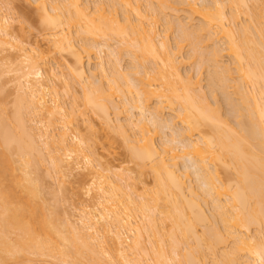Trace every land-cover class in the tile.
<instances>
[{"label":"bare ground","instance_id":"6f19581e","mask_svg":"<svg viewBox=\"0 0 264 264\" xmlns=\"http://www.w3.org/2000/svg\"><path fill=\"white\" fill-rule=\"evenodd\" d=\"M92 1L35 0L45 24L42 27H48L44 38L48 51L41 48L38 39L32 43L18 38L13 18L7 15L9 10L0 16V47L4 50V45H11L19 62L28 61L29 67L22 75L25 84L21 83L23 94L17 96L18 104L15 102L18 106L11 117L9 113L2 115L5 108L0 113V264L33 263V255L72 264H210L209 252L217 264H264V0H182L187 12L191 11L187 13L183 7L184 14L198 16L197 21L187 17L189 23L166 17L171 8L179 13L177 5L174 9L168 0H100L94 7ZM160 19L167 24L166 31L178 32L176 45L170 43L169 32L168 37L162 36L165 32L161 34L158 28ZM184 46L191 47L188 57L182 55ZM53 49L72 57L64 66L68 72L61 69L59 73L57 66H48V76L43 77L41 61L48 65L46 53L51 50L48 55L52 54ZM93 52L101 59L97 62L100 75L97 69L85 66L86 57L88 64L93 60ZM123 55L134 63L130 70L125 68L128 71L121 69ZM189 57L197 59V71L200 65L204 67L198 76L190 70L183 73V58ZM224 57L230 58L232 66L225 65ZM205 68L210 96L203 93ZM69 72L80 81H68ZM58 82L67 91L65 95L75 91L74 97L78 92L74 83L81 82L82 104L78 105L83 109L79 113L72 111L77 101L67 110ZM219 89L233 105L226 116L233 114L234 121L221 112L224 103L216 101ZM209 97L216 99L212 100L216 106ZM24 102L26 112L22 111ZM77 106L73 109L78 110ZM90 108L104 120V132L123 138L139 167L138 174L150 168L152 187L139 175L137 180L133 178L129 168L122 167L117 173L97 159L90 140L101 131L90 118L86 130H90L89 136L90 132L94 135L91 139L75 122L78 114L83 119ZM112 108L119 116L124 108L138 110L140 116L136 121L131 115L127 122L116 123ZM165 109L170 111L167 117ZM36 116L45 124L39 133L37 126L33 133V125H27ZM56 123L62 126L58 139L56 130L49 129ZM166 127L174 137L172 134L157 143L160 128ZM70 131L77 141L68 142ZM75 153L76 164L70 165ZM40 154L45 160L50 158L55 176L58 173L56 177L62 179L59 183L65 175L82 169L97 179L88 190L89 194L94 192L95 202L82 207L81 224L74 222L70 213L60 217L57 210H47L45 201H40L41 179L33 177ZM179 159L188 165L182 163L183 167ZM64 167L70 172L65 174ZM191 174L200 182L199 187L193 184ZM207 211L214 221L209 218L210 225L207 222L205 229H199ZM223 244L230 249L224 246L222 253L219 246Z\"/></svg>","mask_w":264,"mask_h":264},{"label":"rangeland","instance_id":"374dc122","mask_svg":"<svg viewBox=\"0 0 264 264\" xmlns=\"http://www.w3.org/2000/svg\"><path fill=\"white\" fill-rule=\"evenodd\" d=\"M98 1L100 2V0H93L92 1V6H93V4L94 5H96L97 3H98ZM105 1V0H104ZM107 1V0H106ZM169 1V2H168ZM167 2L169 3V5H172L173 4V6H174V9H176L177 7H178V9L177 10H179V13H181L182 12V10L184 9V10H186V12H187V9L188 8H185V7H188L187 5L184 7V5H182V0H179V1H181V2H179L178 0H168ZM178 1V2H177ZM197 1H199V0H197ZM94 2H97L96 4L94 3ZM144 2H145V0H144ZM174 2V3H173ZM175 2H177V3H175ZM200 2V1H199ZM198 2V3H199ZM201 2H202V0H201ZM200 2V3H201ZM146 3V2H145ZM144 3V4H145ZM167 3V4H168ZM171 3V4H170ZM181 3V5L179 6L178 4H180ZM175 4L177 5L176 6V8H175ZM186 4V3H185ZM106 5H107V2H106ZM105 5V6H106ZM12 8H11V7ZM108 6L109 5H107L106 7L108 8ZM145 6V5H144ZM168 6V5H167ZM7 7V8H6ZM8 7H10L11 8V10H10V8H8ZM94 7V6H93ZM170 7H172V6H169V8ZM180 7V8H179ZM184 7V8H183ZM167 8V7H166ZM165 8V9H166ZM183 8V9H182ZM5 9H7V10H5ZM168 9V8H167ZM173 8H171V10H169L168 9V11H166V12H168L167 14H170V15H167L166 14V17H170L169 19H179V18H182L184 21L187 19V17L188 16H186L184 13H185V11L183 10V12L181 13V14H179V13H177L175 10H174V12H176V13H174L173 12V10H172ZM9 10V11H8ZM181 10V11H180ZM8 11V12H7ZM39 9L37 8V4L35 3V0H0V16H1V14H3V13H8L7 15H9V16H11V18H13L11 21H13L12 22V24H14L13 25V27L15 26L16 27V32H17V36H18V38L20 39V40H25L26 42H27V40L29 41V42H32L33 43V41H35V40H37V41H39L40 40V45L42 46L41 48H44L43 50L44 51H48V50H46V49H49L50 47H48L47 48V46H49V45H47V43H48V41H46L44 38L46 37V35L45 34H47L49 31H48V27L47 26H45L47 29H45V28H43L42 26H44V25H42V21H41V18H40V16H39ZM10 12V13H9ZM188 12H189V10H188ZM187 12V13H188ZM191 12V11H190ZM189 12V13H190ZM172 13V14H171ZM186 13V14H187ZM179 14V15H178ZM191 14V13H190ZM189 14V15H190ZM241 15H243L244 17H245V19H246V15H244V14H241ZM240 15V20H241V18H243V16H241ZM173 16V17H172ZM175 16V17H174ZM191 16V15H190ZM190 16L188 17V18H190ZM165 17V16H164ZM163 17V18H164ZM165 17V19H167ZM179 17V18H178ZM193 17L194 18H192V16H191V20H193V19H195L196 20V18H198V16L196 17V14H194L193 15ZM244 18L242 19L243 21L245 20ZM198 20V19H197ZM196 20V21H197ZM240 20H238V21H240ZM241 20V21H242ZM160 23H159V25H158V28H159V30H161V34L163 33V32H165V33H163V37H165V35H167V37H168V34L166 33V32H169V37L168 38H170V43H172V44H174V45H176L175 43H176V41L178 40V38H176V37H178L176 34L178 33L177 31H175L174 29L172 30L171 28V30L170 29H168L167 31L165 30V29H167V27H166V23L164 24V19H160ZM166 21V20H165ZM187 21V23H189V21L190 20H186ZM195 21V22H196ZM192 22V21H191ZM190 22V23H191ZM194 22V21H193ZM192 22V23H193ZM194 22V23H195ZM245 22V21H244ZM197 23V22H196ZM241 23V22H240ZM14 27V28H15ZM163 31V32H162ZM174 31V32H173ZM177 32V33H176ZM45 36H44V35ZM49 37V36H48ZM43 38V39H42ZM47 38V37H46ZM177 39V40H176ZM45 40V41H44ZM175 40V41H174ZM222 42V41H221ZM49 44V43H48ZM1 45H3L2 43H0V46ZM7 45V47L4 45L3 46V48H4V50H2V48L0 47V71H1V77H0V113H3L4 111V109L3 108H5V111L6 112H4L2 115H9L10 113H12L13 112V109L16 107V106H18V105H16L15 104V102L18 100V102H19V99H18V97L19 96H22V92H23V89H22V87H21V83H23V84H25V80H24V78L22 77V75L24 74V72H27L28 70H29V67H28V64H27V62L28 61H23V63H20L19 62V58H17L16 56H18L17 55V51L15 50V48L13 49L12 47H11V45L9 46V44H6ZM185 45H188V44H186L185 43ZM11 47V49H9ZM189 48V49H188ZM210 48V47H209ZM209 48H207V49H209ZM52 50V49H51ZM51 50L49 51V52H51ZM190 50H191V47L189 46H184V49L182 50L183 51V53H182V55L184 54L185 55V57H188V52H190ZM48 52V53H49ZM53 52H54V49H53ZM52 52V54H49L48 55V53H46L47 54V56H48V58H46L45 60L46 61H48L47 63H48V65H46L45 63V65L43 64V62L41 61V63H42V65H41V68L43 69L42 71H43V77H47L48 75V73H47V71H46V69L48 68V66L50 67V66H52V67H54V68H56V66H57V68L59 69L58 71H59V73L61 72V69L62 70H64L65 71V74L68 72V71H66V69L67 68H65L64 66H66V64L69 62V61H71V58L72 57H70L69 55L70 54H66L65 52V54L63 53V55L60 53V52H54L53 53ZM61 55H60V54ZM94 53H96V52H93L92 54L93 55H91V58L93 59V60H91L90 61V64H88L89 63V60H87L88 58L86 57V59H85V66H86V68H88L89 69V67H90V69H97L98 68V63L100 62V58H99V55L97 56V53L96 54H94ZM124 54H126L125 52H124ZM181 55V56H182ZM67 56V57H66ZM97 56V57H96ZM125 56V58L121 61V69H123V70H126V69H131L129 66H132V64H134V63H132L133 61L130 59V56H128V55H123V57ZM189 56H190V53H189ZM19 57V56H18ZM64 57H65V59H64ZM184 57V56H183ZM227 57V56H226ZM8 58V59H7ZM11 58V60L12 61H9V59ZM21 58V57H20ZM70 58V59H69ZM13 59H14V61H13ZM22 59V58H21ZM66 59H68V61L66 60ZM100 59V60H99ZM191 59H193V58H191ZM190 59V57L189 58H183V60H185L184 61V64H182L183 66H182V70L184 71L183 73H185L186 71H189V73H191V75H193V74H195V76L197 75L198 76V71L200 70V69H203V68H201V65H200V69L197 71V69H198V66H197V64H196V61H197V59L196 58H194L193 60H191ZM230 58L228 57V58H225L224 57V60L226 61H224L226 64L225 65H227V63L229 64L230 62V60H229ZM59 60L60 61H62L63 63H64V65H62L61 66V64L60 65H58L59 63H61V62H59ZM65 60V61H64ZM98 60V61H97ZM199 61V60H198ZM58 62V63H57ZM67 62V63H66ZM98 62V63H97ZM70 63V62H69ZM130 65H129V64ZM197 63H199V62H197ZM232 63V62H231ZM196 64V65H195ZM95 65V66H94ZM97 65V66H96ZM232 66V64H229V66ZM58 66H61V67H58ZM128 66V67H127ZM197 68H196V67ZM127 67V68H126ZM126 68V69H125ZM57 70V69H56ZM191 70H192V72H191ZM57 71V72H58ZM100 71V70H99ZM99 71H98V69L96 70V72H97V74H99L100 75V73H99ZM126 71H128V70H126ZM203 72H205V73H202V84H203V93L205 92L206 93V95H208V96H210V86L209 87H206V84L208 85L209 84V82L207 83V72H206V68L204 69V70H202ZM69 74H71L70 72H69ZM69 74H67V77H68V81H69V78H71V76H74V74L72 73L70 76H69ZM210 74V69H209V73H208V75ZM195 76H194V79H195ZM210 76V75H209ZM33 77H35V76H33ZM64 77V76H63ZM42 77H40V79H41ZM73 78V77H72ZM71 78V80H72V84H73V82L75 81V82H78V81H80L78 78V81H77V79H76V77H74L73 79ZM44 80V79H43ZM207 80V81H206ZM106 81V80H105ZM204 82V83H203ZM59 84V88H62L63 87V85H62V83L61 82H58ZM61 83V84H60ZM80 84H81V82H79ZM105 83H107V82H105ZM232 83H234V82H232ZM20 84V85H19ZM80 84H77V83H74V85L76 86V88H75V86L73 85V87L75 88H73L74 90H77L76 92H77V95H75V97H74V93H75V91H73V92H71V93H69V95H65V94H67V91H65L64 90V88H62L61 90H59V92H61L60 94H61V99L63 100L64 98V100H63V102H64V104L65 105H67L66 106V108H67V110H69V108H70V106H71V104H72V101L74 102V101H77V102H79V103H77V102H74L75 104H72V111H74V113L76 112V114L77 113H79L78 111L79 110H81V109H83V107H82V105H78V104H80L81 102H82V100L81 101H79L80 99H82V98H80L81 96H80V91H81V89H82V84L80 85ZM62 85V86H61ZM231 86H232V84H230ZM18 86H20L19 88H18ZM23 86V85H22ZM231 86H229V87H231ZM78 88V89H77ZM20 89V90H19ZM209 89V91L208 92H206L207 90ZM229 89V88H228ZM234 89V87L232 86L231 88H230V90L232 91ZM18 90L20 91L19 93H18ZM205 90V91H204ZM64 91V92H63ZM72 91V90H71ZM82 92V91H81ZM221 90L219 89V91H218V93L216 94V96L218 95V94H220V97L216 100V99H212L211 97H209V99H210V101H211V103H213V101L214 100H216V101H221V103H224V104H221L220 106H222L223 107V109L224 110H222L221 112L223 113V115L225 114V116H226V114H227V111H233V105H232V103L230 104V102H229V100L227 99V97L224 95V94H222L223 92H221ZM230 92V91H229ZM233 92L234 91H232L231 92V94L233 95ZM19 94H21V95H19ZM64 94V95H63ZM222 94V95H221ZM230 94V95H231ZM19 95V96H18ZM82 95V94H81ZM231 95V96H232ZM235 95V96H234ZM233 95V97H234V99H236L238 96H237V94H234ZM18 96V97H17ZM69 96V97H68ZM76 96H78L79 98L77 99V97ZM211 96H213V95H211ZM237 96V97H236ZM51 96H48L47 98H50ZM70 97H72V98H70ZM20 98V97H19ZM226 98V99H225ZM232 98V97H231ZM75 99H77V100H75ZM224 99H225V102H224ZM118 100V102H121V99H117ZM120 100V101H119ZM213 100V101H212ZM18 102H16L17 104H18ZM215 102V101H214ZM217 103L216 102V104H220V103ZM228 102H229V104H228ZM67 103V104H66ZM77 103V104H76ZM25 104V102L23 103V106H22V111L24 110L25 112H26V110H25V108H26V106L24 105ZM82 104V103H81ZM121 104H122V102H121ZM226 104V105H225ZM73 105H75V107L73 106ZM78 105V106H77ZM216 106L214 103L212 104V106ZM15 106V107H14ZM76 106L77 107H79V109L77 110V109H73V107L74 108H76ZM230 106H232L231 108H230ZM24 107V108H23ZM222 107H220V108H222ZM81 108V109H80ZM71 109V108H70ZM15 110V109H14ZM87 110V109H86ZM113 110V111H112ZM167 109H165V112H166V117L167 116H169L170 115V111L169 110H167ZM70 111V110H69ZM72 111H71V113H72ZM111 112V117L113 118V120H114V122H116V120L118 121V120H122L121 122L123 123L124 121H126L127 122V120H129L130 118H128V116L130 117L131 115V118L132 119H135V121L137 120V117H139L140 116V114H139V112H138V110L136 111L135 109L134 110H126L125 108L123 109V111L124 112H121L120 114V116L119 115H117L118 113H117V111L115 110V109H111L110 110ZM114 111H116V113L114 112ZM127 112H129L128 114H127ZM131 112V113H130ZM168 112V113H167ZM9 113V114H8ZM127 115H126V114ZM133 113V114H132ZM229 113V112H228ZM116 114V115H115ZM130 114V115H129ZM169 114V115H168ZM235 114V113H234ZM73 115H75V114H73ZM81 115V113L80 114H78V117L79 118H75V119H78L77 121H75L76 122V124L78 123V124H81V126L83 127H81L80 128V130L83 132V130H84V134H85V132L87 133V135H88V137L89 138H93V137H91V136H94V135H92L91 134V132H90V136H89V131L88 130H86L87 129V124H88V121H90V118L93 120V123L94 124H96V127H97V129H99L101 132H100V135L98 134V136H94L95 138L94 139H92V141H94V140H96L97 139V141H94V142H92L91 140H90V144L92 145L91 146V149L92 150H94L95 152H97V159H101L103 162L105 161V163H107L110 167H111V169L113 170V169H115L116 171L115 172H117L118 173V171H122L121 170V168L122 167H124V168H122V169H126V168H129L131 171H128V170H126V172L128 171V172H130L132 175V177L133 178H135L136 180H137V175H139L140 177H142V179H140V180H143V178L145 179V181L144 182H146L147 181V183L148 184H146V185H149V187L151 186L152 187V184H153V174L151 173L150 174V168H149V170H147V171H149V173L146 171V173H145V171H144V173H143V175H142V173H141V175L140 174H138V172L140 173V171H139V167H138V165H137V163L133 160L132 161V158H131V154H130V150H128V148L125 146V143H124V141H122L123 140V138H121V136L118 134V133H113V132H108L110 135H112V136H110V138H109V136H107V135H109L108 133H106V131L104 132V130H107V128L105 127V124H103V121H102V119H101V117H99V115L98 114H96L95 112H93L92 110H91V108L90 109H88V111L85 113V115H83L84 116V118L82 119V116H80ZM133 115L135 116V117H133ZM139 115V116H138ZM230 116L232 115V116H234L233 114H229ZM10 117H11V114L9 115ZM47 116H48V114H47ZM86 116V117H85ZM115 116H117L118 118H116ZM224 116V117H225ZM231 116V118H232V120L234 121V119H233V117ZM45 118H46V116H44ZM44 117H43V119H44ZM48 117H50V116H48ZM47 117V118H48ZM76 117V116H75ZM81 117V118H80ZM89 117V118H88ZM121 117V118H120ZM227 118H229V119H231L230 117H228V116H226ZM35 118V117H34ZM33 118V120H32V118H31V122L30 123H28L27 122V125H28V127H29V125H31L30 127L31 128H33L34 127V130L32 129V131H33V133H34V131H37L38 130V128L39 127H41L42 128V126H44L45 127V124H43L42 122L41 123H39L38 122V119H39V121L41 120L40 118L41 117H37L36 116V118L34 119ZM46 118V119H47ZM51 118V117H50ZM46 119L45 120H43V122L44 123H46L47 121H46ZM88 119V120H87ZM11 120V119H10ZM35 120V121H34ZM37 120V121H36ZM52 120V119H51ZM83 120H85L84 121V123L87 121V123H86V125L82 122ZM124 120V121H123ZM46 121V122H45ZM53 121V120H52ZM79 121V122H78ZM50 122V121H49ZM49 122H47L48 124H46V125H49ZM52 123V122H51ZM83 123V124H82ZM116 123H120V122H116ZM115 123V124H116ZM234 123V122H233ZM41 124H42V126H41ZM32 125H33V127H32ZM52 126H53V124H51ZM50 125V126H51ZM59 124H57L56 123V125L54 124V126L53 127H50L49 126V129H52V131L54 132V130H56L55 131V135H56V137L55 138H59V133H60V131L62 130L61 129V124L59 125V127L60 128H56L57 126H58ZM38 128H37V127ZM56 126V127H55ZM80 126V125H79ZM150 126L152 127L153 125L150 123ZM106 129H105V128ZM61 129V130H60ZM86 130V131H85ZM98 130V131H99ZM29 131H30V129H29ZM31 131V132H32ZM39 131H40V128H39V130H38V133H39ZM57 131H58V133H57ZM81 133V132H80ZM83 133H82V135H83ZM159 135H157L156 137H157V139H156V137H155V139L157 140V143H163V142H165L166 141V139H167V137H171V135L174 133H172V130H170V129H168L167 127L166 128H162V130H161V128H160V130H159ZM57 134H58V136H57ZM105 134V135H104ZM35 135H36V132H35ZM86 135V136H87ZM120 136V137H119ZM97 137V138H96ZM172 137H174V134L172 135ZM57 138V139H58ZM164 139H165V141H164ZM171 139V138H170ZM170 139H168L169 141H170ZM41 140H44V138H41ZM171 140H173V139H171ZM74 141H77L76 140V138H74V136H73V134L71 133V131H70V133H69V135H68V142L69 143H71V142H74ZM42 142V141H41ZM40 142V143H41ZM96 142V143H95ZM173 142V141H172ZM93 143V144H92ZM43 144V143H42ZM42 144H41V147H42ZM176 144V143H175ZM45 145H43V147H44ZM93 147V148H92ZM44 149V148H43ZM90 149H88V151H89ZM46 149H45V151L43 152L44 154H45V156L47 155L46 153ZM44 154H40L41 156H40V158H39V160L42 158H44L45 156H44ZM62 154V153H61ZM76 154V153H75ZM73 154V159L71 158L70 159V162L72 161V163L70 164V165H75L76 164V162L75 161H77V159H78V155L76 154ZM44 156V157H43ZM62 156H63V154H62ZM37 157H39V155H37ZM36 156H35V158L36 159H38ZM46 157H48V156H46ZM45 157V158H46ZM64 157H66V156H64ZM63 157V158H64ZM15 158H17V156H15ZM45 158L42 160L41 159V162L38 160V162H40V164H38V166H34L35 168H37V169H34L33 170V177H37V178H39V179H41V180H39V182L41 183L40 184V187H41V192H40V194H41V196H40V201H45V206L47 207V210L49 209L50 210V207H51V210L53 209V211L55 212L56 210V212H57V215L60 213V217H62L64 214H65V212H67L69 215H70V217H71V215H72V220L74 221H76V223H80L81 224V221H80V216L82 217V214H83V212H82V210H83V208H85V205L86 204H88L89 205V203L90 204H92L93 202H95V198H94V196H93V194H94V192H93V194L91 195V194H89L88 193V190L91 188V187H93L92 185H94L93 183V180H96L97 181V179H94L95 177L93 176V175H91V174H89V170H83L82 169V172L81 171H78L79 173H73V175H69L70 173V171H68L67 172V169H66V167H67V163H66V167H64L66 170H64V172H66L65 174H67V173H69L68 175L70 176H66L65 175V178H64V176L62 177V178H64L63 180L64 181H62V183H63V185H62V183H59L58 181L60 180V179H58L57 177H58V173H57V177L55 176V174H56V172L54 173V171L56 170V169H53L52 170V166L50 165L51 164V161H50V163H49V160L48 159H50V158H48L47 160H45ZM77 158V159H76ZM36 159H35V163L37 162L36 161ZM66 159H67V157H66ZM99 159V160H100ZM179 161H180V159H179ZM69 162V163H70ZM183 162H185L184 160H182V162L180 161V165H182L183 166V164L184 165H188V163L186 162V163H183ZM53 163V162H52ZM183 163V164H182ZM54 164V163H53ZM52 164V165H53ZM68 166L70 169H71V167L72 166ZM181 166V167H182ZM52 167V168H51ZM184 167V166H183ZM63 168V167H62ZM193 168H191V171H194L195 172V170H192ZM146 170V169H145ZM220 170H222V169H220ZM61 171V170H60ZM74 171H76V170H74ZM89 171V172H88ZM64 172H62V173H64ZM81 172V173H80ZM125 172V171H124ZM62 173H59L60 175L62 174ZM120 173V172H119ZM191 173H193V172H191ZM222 173V172H221ZM195 174V173H194ZM194 174H191L192 175V182H193V184H195L197 187H199V185H198V182L197 181H195L196 180V176L194 175ZM224 174V172L221 174V175H223ZM64 175V174H63ZM76 175V176H75ZM62 176V175H61ZM136 176V177H135ZM138 176V177H139ZM93 177V178H92ZM139 177V178H140ZM223 179H224V176H223ZM58 180V181H57ZM62 180V179H61ZM60 180V181H61ZM138 181H139V179H138ZM197 182V183H196ZM200 183V182H199ZM60 185V186H59ZM62 187V188H61ZM91 196H93V198L91 197ZM209 206L210 205H208V208H209ZM83 207V208H82ZM211 208V207H210ZM209 208V209H210ZM208 209V211H210ZM47 210H45V211H47ZM206 210H207V208H206ZM208 211H207V219L206 220H204V223H201V224H199L198 225V227H199V229L200 228H202V227H204L205 225H207L208 223H209V221L210 220H212V218L210 217V213H208ZM213 211V212H212ZM48 212V211H47ZM211 213H214V209L212 208V210L210 211ZM51 213H52V211H51ZM50 213V214H51ZM67 213L64 215L65 217H67L68 215H67ZM82 213V214H81ZM49 214V213H48ZM210 214V215H209ZM67 215V216H66ZM209 216V217H208ZM212 216V215H211ZM209 218H211L210 220H209ZM215 218V217H214ZM60 219V218H59ZM62 220H64V218L62 219ZM77 220H78V222H77ZM208 220V221H207ZM61 221V219L59 220V222ZM74 221V222H75ZM80 221V222H79ZM212 221H214V220H212ZM211 221V222H212ZM215 221H216V219H215ZM208 222V223H207ZM61 223H62V221H61ZM207 223V224H206ZM213 223H215V222H213ZM213 223H211V224H213ZM203 224V225H202ZM202 225V226H201ZM209 225H210V223H209ZM255 228V230H253ZM202 229H205V227L204 228H202ZM252 230L254 231L253 233H255V231H256V227L255 226H253V228H252ZM201 231V230H200ZM131 235V234H130ZM232 241H229V244H228V242L226 243V244H228L229 245V247H231L232 245H230V244H232L231 243ZM148 244V243H147ZM225 246V244H223V246H219L220 248H221V250L219 251V247H218V251L219 252H221L223 249H222V247H224ZM227 247V245L224 247V248H226ZM227 250H229L228 249V247L226 248ZM226 250V251H227ZM219 252H217V253H219ZM212 252H209V258L211 259V257H210V254H211ZM217 253H215V255L217 254ZM222 253H223V251H222ZM221 253V254H222ZM213 254V253H212ZM212 254H211V256H212ZM31 255V254H30ZM215 255H214V257H215ZM219 255H220V253H219ZM32 256V255H31ZM30 256V257H31ZM108 256V255H107ZM110 256V255H109ZM221 256V255H220ZM43 257V256H42ZM213 257V256H212ZM217 258H218V254H217V256H216ZM215 257V258H216ZM32 258H35V260H33V261H35V262H31V263H28V264H34V263H37V264H49L50 263V259H51V262L52 261H54L55 263H60V264H72V263H64V262H60V260L58 261V259L57 258H55V259H57V260H55L54 258H47V257H44V258H47L48 260L46 261L44 258H41V257H38V256H32ZM208 258V262H210V264H217V263H215V261L214 260H212L211 259V261H210V259ZM38 259V260H37ZM40 259H42V261L40 260ZM44 259V260H43ZM37 260V261H36ZM216 260V262H217V259H215ZM44 261V262H43ZM213 261H214V263H213ZM21 262V264H27V263H22V262H24V261H20ZM53 262V263H54ZM151 261H146L145 263L146 264H149ZM15 263V262H14ZM13 262L11 263V264H14ZM19 263V262H18ZM54 263V264H55ZM57 263V264H58ZM144 263V264H145ZM15 264H17V263H15ZM20 264V263H19ZM51 264V263H50ZM209 264V263H208ZM221 264H225V263H221Z\"/></svg>","mask_w":264,"mask_h":264}]
</instances>
